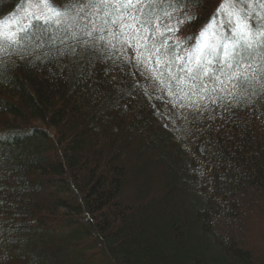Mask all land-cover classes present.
<instances>
[{"label":"trees","instance_id":"1","mask_svg":"<svg viewBox=\"0 0 264 264\" xmlns=\"http://www.w3.org/2000/svg\"><path fill=\"white\" fill-rule=\"evenodd\" d=\"M21 1L0 0V17ZM221 2L176 3L177 55ZM64 27L0 49V264H264L247 225L264 210L260 74L205 80L195 90L212 95L179 112L167 72L160 83L115 41L82 49Z\"/></svg>","mask_w":264,"mask_h":264},{"label":"snow or ice","instance_id":"2","mask_svg":"<svg viewBox=\"0 0 264 264\" xmlns=\"http://www.w3.org/2000/svg\"><path fill=\"white\" fill-rule=\"evenodd\" d=\"M177 2L181 7L189 3L198 4V0H64L74 13L70 15L65 8L56 7V0H35L31 5L35 11L26 9L25 15L17 19L14 30L8 28L6 21L0 22V49L16 52L25 40L33 36L40 42L36 47H40L41 43H52L58 35L51 34L49 27L59 28L64 23L66 27L61 31H71V38L82 49L98 50L101 44L106 48H115L116 43L133 47L137 52V63L147 68L160 83H165L162 79L165 72L169 81L191 90L197 86L206 89L205 80L220 84L227 80L233 87L246 88L252 83L248 69H253V78L258 72L264 79V20L253 25L248 14L242 15L234 6L225 11L222 0L217 13L200 34L203 42L211 31L219 36L222 43L203 44L186 56H180L177 55L178 46L170 47L166 35L178 31V24L182 22L173 15L178 11L175 7ZM227 2L232 4L233 0ZM244 2L234 0V3ZM221 15L232 26L233 35L225 37L223 30L215 33L214 30L220 27L216 21ZM172 20L178 21L176 27L172 26ZM73 28L78 29L79 34ZM219 52L223 55H218ZM214 60L219 64L215 71ZM153 61L155 67H149ZM171 86L169 83V88ZM183 90L180 89L181 92Z\"/></svg>","mask_w":264,"mask_h":264},{"label":"rangeland","instance_id":"3","mask_svg":"<svg viewBox=\"0 0 264 264\" xmlns=\"http://www.w3.org/2000/svg\"><path fill=\"white\" fill-rule=\"evenodd\" d=\"M34 2H35V0H22L13 13L5 14L4 16L0 17V22L6 21L8 24V28L14 30L16 28L17 19L25 15L26 9L28 11H35V9L31 7L32 3H34ZM221 5H222V2L220 4V6ZM232 6H234L238 11H240V13L242 15L247 13L248 16L250 17L249 22L253 23V25L256 22H259V20H264V0H245L244 3H234V0H233L232 4L227 2V0H224V10L225 11H230ZM56 7L65 8V10L69 11L70 15H74V13L71 12V9L68 8L67 6L56 5ZM216 23L218 25H220V27H217L214 30L215 33H221V31L223 30L225 32H229L230 36L233 35V33L231 32L232 26L230 24H227L224 15H221L219 17V19L216 21ZM61 25H64V23H62ZM217 42L222 43V41H220L219 36L213 35L212 32L209 31V34L204 38L203 42L201 43V46H203V44L217 43ZM118 52L120 54L124 55L127 59H130L131 61H134L135 59H137L136 50L133 47H128L126 44L123 45L122 47H120ZM218 55L222 56L223 53L219 52ZM215 63H217V62H213V64H215ZM247 71L250 73V69H248ZM221 78H223V77H221ZM225 82H228V81L225 80ZM174 83H175V87H177L179 90L181 88L184 89L183 93L180 91V94H179L180 97L179 98H175V99L171 100L173 106L178 105L177 109H179V112H180V109H183V108L185 110L190 109V107L192 105L201 106L202 104H198L197 102H200L201 100L205 99L206 97L208 99L209 96L212 95L211 93H206L207 95H209V96H207L205 93L200 92L199 89L191 90L188 87H186L185 85H177L175 81H174ZM226 87H227V84L224 85V83L223 84L218 83L216 90L219 88L224 90V89H226ZM181 100H182V102H181ZM170 106H172V105L170 104ZM191 108L194 109L193 107H191ZM236 216L237 217L238 216L243 217L244 215L237 214ZM247 225H250V227H251L249 229V232L251 233V235L254 233V236L255 235L257 236L258 233L264 232V210H262V213L258 212L257 214H255L253 219L250 218V220L247 221ZM242 239L243 240L245 239L244 235H243Z\"/></svg>","mask_w":264,"mask_h":264}]
</instances>
